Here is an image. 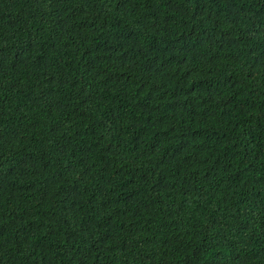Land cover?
I'll use <instances>...</instances> for the list:
<instances>
[{"label": "trees", "instance_id": "16d2710c", "mask_svg": "<svg viewBox=\"0 0 264 264\" xmlns=\"http://www.w3.org/2000/svg\"><path fill=\"white\" fill-rule=\"evenodd\" d=\"M0 264H264V0H0Z\"/></svg>", "mask_w": 264, "mask_h": 264}]
</instances>
